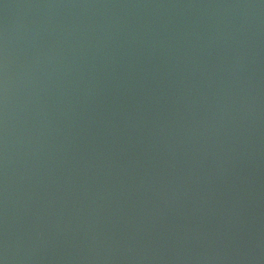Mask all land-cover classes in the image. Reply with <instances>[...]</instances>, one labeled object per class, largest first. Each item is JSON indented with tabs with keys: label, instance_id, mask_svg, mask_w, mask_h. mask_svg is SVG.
<instances>
[{
	"label": "water",
	"instance_id": "1",
	"mask_svg": "<svg viewBox=\"0 0 264 264\" xmlns=\"http://www.w3.org/2000/svg\"><path fill=\"white\" fill-rule=\"evenodd\" d=\"M0 264H264V0H0Z\"/></svg>",
	"mask_w": 264,
	"mask_h": 264
}]
</instances>
